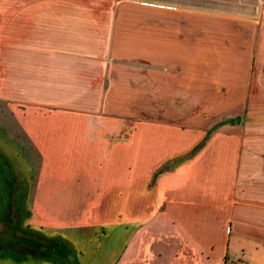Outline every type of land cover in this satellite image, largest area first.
<instances>
[{
	"label": "crops",
	"instance_id": "crops-1",
	"mask_svg": "<svg viewBox=\"0 0 264 264\" xmlns=\"http://www.w3.org/2000/svg\"><path fill=\"white\" fill-rule=\"evenodd\" d=\"M244 5L237 8L244 10ZM180 6L164 0H0V101L11 106L12 116L29 139L30 148L41 153V170L49 176L42 183H58L53 174L60 176V167L72 168L80 176L76 178L78 196L82 193V197H94L96 192V197L111 196V183L114 187L121 184L115 181L117 176L136 177L121 173L134 164V158L138 157L141 163L153 140V130L158 134L156 141L164 139L158 133L163 131L162 126L140 127L146 140L132 148L127 135L132 131L128 126L126 129L125 120H120L119 128L109 126L115 101L119 100L120 115L125 116L124 110L131 111L130 66L135 56L155 63L159 74L156 91L163 95V88L158 87L164 85V66L170 65L173 70L179 54L186 53L193 56L187 58L185 68L187 73L192 72L197 39L199 47L209 50L214 44L213 32L224 31L220 49L230 46L235 54L252 58L253 52L257 54L261 49L259 43L255 46L262 13L218 11L215 15L201 14L200 18L194 12L180 11ZM222 21L226 22L224 28L220 26ZM201 23L205 32L198 31L197 35L195 27ZM180 39L187 40L185 47L180 46ZM258 64L264 79L263 57ZM126 87L129 97L124 93ZM4 131V127L0 129ZM68 131L80 135L74 155L66 153L73 151L65 144L67 137H62ZM240 146V142L229 143L221 136L202 158L171 173L170 186L164 183V176L159 177V187L170 194L167 210H121L127 216L124 224H133L126 228L131 237L115 264H165L163 261L170 254L177 263L210 261L214 245L209 243L200 253L197 251L200 243L192 239L190 242L188 234L199 223L190 222L189 214L183 212L202 208L237 213V223L230 217L229 234L226 225L220 264H225V257L227 264H264V142L254 138L250 153H239ZM79 182L85 185L84 189H80ZM104 182L109 185L101 187ZM127 183L126 191L136 188ZM144 188L147 194L148 181ZM45 189L39 190L43 197L48 196ZM36 213L44 219L38 221L35 217V227L45 234L58 237L63 233L57 232L68 231L66 223L70 219L54 217L50 210ZM114 219L109 220L110 228L122 224L120 219ZM248 219L252 226L246 229ZM136 223L144 224L136 229ZM145 233L155 240L150 242L147 236L145 239ZM46 255L37 260L32 256L31 264H49V254L47 259Z\"/></svg>",
	"mask_w": 264,
	"mask_h": 264
},
{
	"label": "rangeland",
	"instance_id": "rangeland-1",
	"mask_svg": "<svg viewBox=\"0 0 264 264\" xmlns=\"http://www.w3.org/2000/svg\"><path fill=\"white\" fill-rule=\"evenodd\" d=\"M141 1L152 2L156 0ZM164 1L180 3L182 5L180 6V11L194 12L200 18L203 17L201 14L209 15V12H211L212 15H215V13H219L218 11H230L233 13L240 11V13L248 15H256L260 12L264 16V0ZM238 1H240V4H245L244 10L243 8L241 10L237 8L240 5ZM134 14L139 15V12ZM169 21L172 20L169 19ZM220 24L222 28L226 27L225 21ZM182 25L185 26L186 24ZM202 25L201 23L195 27L197 35L198 31L200 33L202 31L205 32L201 28ZM263 27L264 18L259 27L255 46L257 48L259 43L261 49L259 50L260 53L259 51H257V54L253 52L254 58L252 56L249 57V55H237L230 46H228L229 48L226 46L220 49L223 45V36H225L223 30V32L220 31L219 33L213 32L214 44L209 50L203 48L204 52H201L203 49L199 47L200 41L197 39V49L194 56L195 65L192 72L187 73L185 69L188 65L187 58L190 56L189 58L193 59L192 55L188 56L186 53L179 54L178 64L174 65L173 70H170V65L164 66V87H158L163 88V95L156 91L155 82L159 74L155 70L157 68L155 63L149 59H140L135 56L136 59L132 60V65L130 66L132 93L128 107L131 105V111L127 110L126 113L124 110V114L128 118L120 115L119 100L115 101L111 105V124L109 126L111 128H119L122 125L120 120H125L126 129L128 126V130L132 131L131 134H127L131 139L132 148L134 146L139 147L141 140H146V134L139 130L140 127L146 128V126L150 127L152 124L162 126L163 131L160 130L158 133L164 139L156 141L158 134L153 130L154 133L151 137L153 140H150L151 144L149 143L148 148L145 149L141 163L140 159L136 157L134 159L137 160L133 161L134 164L132 163V166L126 167L121 173L136 177L117 176L118 174L116 173L115 181L121 184L114 187L113 183H111V196L102 195L101 197H96L97 192L94 197H82V193L78 196L79 189L77 188L76 178L80 176H77L76 169L72 168L60 167L62 168L61 175L53 174L52 178L58 180V183L55 181L47 184L42 183V179L45 177L48 179L49 176L43 174L44 171L41 170L43 159L41 153L36 149L30 148L29 139L18 124L17 118L12 116L14 112H12L11 106L0 101V129L4 127L6 130L4 133L0 132V148L10 158L14 159L15 164L18 166L16 168L18 175L28 183L26 196L22 194V199H20L21 196L18 197L19 210H25V213H23L25 217L28 215L26 213L27 210H32L33 213L35 212L34 215L38 221L44 219L43 215L36 216L38 214L36 212L40 210H50V213L55 215L54 217L70 219L66 223L68 231H59L57 233L62 234L61 232H63L72 235L70 240L75 239L74 237L77 236L73 250L77 249V252L79 251L78 258L80 263L107 264L104 262L109 260V264H115L122 256L131 237L129 232H126V228L133 224H124L123 220L127 216L122 215L121 210H154L149 213L167 210V199L170 198V194L164 193L165 188H162V186L159 187V178L149 187L147 194L144 188L145 181H148L149 186L154 173L164 162L172 161L177 155L188 152L193 146L198 145L210 132H214L207 145L202 148L197 156L192 160L176 163L172 172L163 175L165 178L164 183L166 181L170 186L171 173L177 171V168L187 166L191 162L202 158L203 154L212 145L214 146L221 136L226 137L229 143L236 144L240 142L239 153H250L254 138L259 137L260 142H264V79L258 67L260 57L264 58V54H261L264 48ZM182 40L180 39V46L185 47L187 40L185 42ZM127 91L128 88L126 87L124 93L129 97ZM237 117L240 118L239 122L234 121ZM90 126H93V124ZM73 129L80 130L81 126H75ZM180 130L185 133V136ZM68 132L62 134V137H67L65 144L73 148L74 152L67 150L66 153L74 155L77 138L80 135H76L72 131ZM116 138L119 139L121 137L116 135ZM193 141L195 143L190 145L188 150H185L186 146ZM74 179L75 181H72ZM7 181V186H4L3 189L14 191L15 188L12 186V182ZM127 182L132 183L136 188L126 191L124 188L128 185ZM74 184H76L75 188H72ZM91 184L96 187L100 185V183ZM106 184L109 185V183L104 182L101 187ZM79 185L80 189L85 188V185H81V182H79ZM43 187L48 191V196L45 195L43 197L39 192ZM142 187L143 189H141ZM83 194L85 195V193ZM183 212L189 214L190 222L199 223L196 230L192 229L188 234L190 242L196 241L200 243L196 247L197 251L200 253L209 243L214 245L211 260H205L203 264H220V257L225 246L226 225L228 224L227 233L229 234L231 232L230 217H232L231 221L237 223L236 211L203 210L202 208V210H183ZM57 214L63 216H57ZM110 219L111 221L120 219V224H122L114 225V228L113 226L110 228L108 226ZM245 222L246 229L252 226L250 219ZM33 224H37L36 220ZM143 224L136 223L133 228H141ZM79 236L85 242H79ZM146 236L150 242L155 240L148 236L147 233L144 234L145 239ZM14 242L17 245L16 239H14ZM150 242L145 244H151ZM77 243L79 246H77ZM10 244L14 248V243L10 242ZM173 250L175 251V249ZM97 252L99 253L96 257ZM172 254L174 255V252ZM163 262L165 264H193V262L177 263L173 260L171 254ZM11 263L18 264L17 260L14 261V258H11Z\"/></svg>",
	"mask_w": 264,
	"mask_h": 264
},
{
	"label": "water",
	"instance_id": "water-1",
	"mask_svg": "<svg viewBox=\"0 0 264 264\" xmlns=\"http://www.w3.org/2000/svg\"><path fill=\"white\" fill-rule=\"evenodd\" d=\"M234 121L239 122L240 118L237 117ZM213 133V131L210 132L198 145L193 146L188 152L177 155L172 161L164 162L154 173L148 189L159 177L165 173L172 172L176 163L189 161L197 156L202 148L207 145ZM17 167L14 159L10 158L0 148V264H12L11 258H14V261L17 260L18 264H31L30 258L32 256L37 260L45 254H49V260H46L47 255L46 259L43 260H46L49 264H81L78 258L79 251L77 252V249L73 250L77 236L72 240H70L72 235L63 232L62 236H49L45 234L46 231L38 229L33 224L36 219L32 210H27L26 213L28 215L26 217L23 214L25 210H19L18 197L21 196L20 199H22V194L26 196L28 183L18 175ZM7 180L12 182V186L15 188L14 191L3 189L4 186H7ZM14 239H16L17 245H15ZM78 241L85 242L82 241L80 236ZM10 242L14 243V248ZM77 246H79L78 243ZM105 263L108 264V261H105Z\"/></svg>",
	"mask_w": 264,
	"mask_h": 264
},
{
	"label": "trees",
	"instance_id": "trees-1",
	"mask_svg": "<svg viewBox=\"0 0 264 264\" xmlns=\"http://www.w3.org/2000/svg\"><path fill=\"white\" fill-rule=\"evenodd\" d=\"M224 260H225V264H227V260H228V258H227V257H225V258H224Z\"/></svg>",
	"mask_w": 264,
	"mask_h": 264
}]
</instances>
